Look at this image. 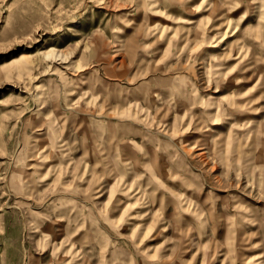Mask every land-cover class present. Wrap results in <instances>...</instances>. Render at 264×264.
<instances>
[{
    "label": "rangeland",
    "instance_id": "obj_1",
    "mask_svg": "<svg viewBox=\"0 0 264 264\" xmlns=\"http://www.w3.org/2000/svg\"><path fill=\"white\" fill-rule=\"evenodd\" d=\"M0 264H264V0H0Z\"/></svg>",
    "mask_w": 264,
    "mask_h": 264
}]
</instances>
